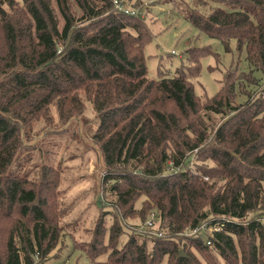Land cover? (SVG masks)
Masks as SVG:
<instances>
[{
  "label": "trees",
  "instance_id": "trees-1",
  "mask_svg": "<svg viewBox=\"0 0 264 264\" xmlns=\"http://www.w3.org/2000/svg\"><path fill=\"white\" fill-rule=\"evenodd\" d=\"M124 1L0 0V264H42L58 245L59 172L43 168L36 183L13 167L32 122L51 106L69 122L86 102L117 211L107 228L98 220L86 264H264V0H192L188 16L226 52L231 41L245 52L254 94L242 103L232 66L213 97L195 95L198 54L185 72L149 78L142 5L125 13ZM129 217L149 250L125 230ZM204 222L220 227L210 244L186 235Z\"/></svg>",
  "mask_w": 264,
  "mask_h": 264
},
{
  "label": "rangeland",
  "instance_id": "rangeland-1",
  "mask_svg": "<svg viewBox=\"0 0 264 264\" xmlns=\"http://www.w3.org/2000/svg\"><path fill=\"white\" fill-rule=\"evenodd\" d=\"M140 5V17L148 29L143 53L149 78L174 76L179 69L185 72L190 65L189 54H198V75L190 81L201 101L219 91L223 76L231 66L240 80L241 97L236 102L242 103L249 94H254V80L248 75L245 52L238 54L234 41L230 42L231 51L226 52L220 41L194 28L188 20L194 8L192 0H125L122 7L136 13L134 7ZM61 25L60 20L59 28ZM213 120L219 123L221 117L213 116ZM97 126L98 120L89 102L69 122L60 121L55 107L51 106L47 114L32 122L13 167L27 181L36 183L40 182L43 168L59 172L55 210L60 215L57 222L62 233L50 258L42 264L88 263L83 249L90 242L98 220L101 218L107 228L117 212L112 206L114 198L105 197L101 187L103 161L93 140ZM138 208L139 202L134 206L135 210ZM124 225L127 232L140 234L137 240L145 243L147 250L151 248V240L141 235L146 229L138 217L124 219ZM158 226L159 222H155V228ZM127 232L121 242L126 240Z\"/></svg>",
  "mask_w": 264,
  "mask_h": 264
},
{
  "label": "built area",
  "instance_id": "built-area-1",
  "mask_svg": "<svg viewBox=\"0 0 264 264\" xmlns=\"http://www.w3.org/2000/svg\"><path fill=\"white\" fill-rule=\"evenodd\" d=\"M116 8L124 11L125 13H129L127 9H124L121 4L115 2ZM154 217L155 214H152L151 217L146 221V226L156 229L154 225ZM220 227L218 224H208L206 222L196 226L195 228L188 230L186 235L197 236L198 238H206L207 244H210L209 237L213 235L214 232H218ZM156 233V232H155ZM157 235H161L160 233H156Z\"/></svg>",
  "mask_w": 264,
  "mask_h": 264
},
{
  "label": "water",
  "instance_id": "water-1",
  "mask_svg": "<svg viewBox=\"0 0 264 264\" xmlns=\"http://www.w3.org/2000/svg\"><path fill=\"white\" fill-rule=\"evenodd\" d=\"M179 256H184L183 250L179 251Z\"/></svg>",
  "mask_w": 264,
  "mask_h": 264
}]
</instances>
